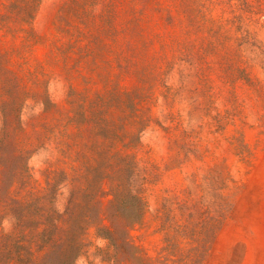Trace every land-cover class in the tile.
Here are the masks:
<instances>
[{
	"label": "rangeland",
	"instance_id": "obj_1",
	"mask_svg": "<svg viewBox=\"0 0 264 264\" xmlns=\"http://www.w3.org/2000/svg\"><path fill=\"white\" fill-rule=\"evenodd\" d=\"M0 264H264V0H0Z\"/></svg>",
	"mask_w": 264,
	"mask_h": 264
},
{
	"label": "trees",
	"instance_id": "obj_2",
	"mask_svg": "<svg viewBox=\"0 0 264 264\" xmlns=\"http://www.w3.org/2000/svg\"><path fill=\"white\" fill-rule=\"evenodd\" d=\"M58 230L55 228L54 230H52V232H57Z\"/></svg>",
	"mask_w": 264,
	"mask_h": 264
}]
</instances>
